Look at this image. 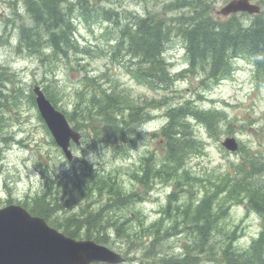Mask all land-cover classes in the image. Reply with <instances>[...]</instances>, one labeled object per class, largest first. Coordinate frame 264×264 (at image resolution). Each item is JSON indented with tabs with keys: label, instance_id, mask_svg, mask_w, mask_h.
<instances>
[{
	"label": "rangeland",
	"instance_id": "obj_1",
	"mask_svg": "<svg viewBox=\"0 0 264 264\" xmlns=\"http://www.w3.org/2000/svg\"><path fill=\"white\" fill-rule=\"evenodd\" d=\"M227 1L229 0H207V4L216 17L217 11ZM252 1L261 6L260 16L263 18L264 0ZM173 2L175 1L101 0L102 4L118 11L129 10L137 14L150 11L162 18L178 12L174 9ZM13 3V0H0V72H3L0 91L5 94L4 106L0 108V206L7 201L30 205L32 198L45 188L46 175H50L61 185L68 184L72 176L68 174L71 168L74 165L81 167L82 160H86L99 175H115L123 189L135 193L138 199L128 206L111 207L107 194L92 192L79 201V204L63 206L59 210L60 217L80 216L107 206V217L123 223V232L118 234L115 227H109L107 234L110 241L105 245L126 257L122 264H160V260L184 257L186 252L193 256L192 261L197 264H212L217 253L201 252L197 239L182 223L183 215L180 210L190 201L195 203L205 194V190L211 192L212 182L217 181L222 174L237 171L247 152L263 157L264 79L254 76L253 63L246 58L237 59L233 73L217 84L201 82L205 72L197 69L196 75L187 73L184 78L167 88L154 89L137 82L118 61L109 57L107 49L115 35L114 25L102 22L101 19L85 21L78 16L74 19L75 38L82 47L89 48L90 52L73 50L68 52V57L53 56L41 62L39 55L19 50L16 47L18 31L5 26L8 19H18L17 23L19 20L28 22L23 4H16L18 14L15 15L16 6L12 9ZM243 20L248 24L251 16H244ZM172 38L164 54L170 61L169 67L172 71L186 69L184 42L175 35ZM84 74L89 77H104L100 80L104 87L115 85L117 88L118 85L119 89L127 92L133 103L148 110L151 118L143 123L154 124L155 130L147 135L136 131L134 142L127 147V152L118 153L114 151L112 144L100 141L101 137L96 136V132L75 115L76 121L70 123L79 125L82 141L80 146L72 145L73 160L68 162L40 118L30 93L34 85H40L43 89L50 82L58 91L57 107L72 111L74 101L78 99L77 92L81 89L80 78ZM185 99L195 100L203 109L220 110V130L218 134L210 135L203 126L191 120L205 149L203 153L192 154L187 160L188 173L195 179H181L184 189L176 188L177 199L171 208L167 206L170 210L160 223L159 237L152 232L141 231L143 225L138 227L137 224L142 221L147 226L162 216L161 210L166 206L168 194L175 188V182L171 178L166 181L156 178L150 179L149 184L145 185L136 176L144 173L141 172L144 157L151 156L156 167L163 159V139L154 132L166 122V108ZM227 136H235L239 144L244 145L246 152H229L224 149L221 142ZM59 196L63 197V192ZM64 202L61 200L59 204L64 205ZM261 228L262 219L257 212L247 210L241 203H232L228 215L220 221L213 233L215 238L210 245L217 250L221 242H226V235L233 230L237 235L236 247L246 249ZM155 240L157 241L150 247L145 258L144 247L150 246Z\"/></svg>",
	"mask_w": 264,
	"mask_h": 264
},
{
	"label": "trees",
	"instance_id": "obj_2",
	"mask_svg": "<svg viewBox=\"0 0 264 264\" xmlns=\"http://www.w3.org/2000/svg\"><path fill=\"white\" fill-rule=\"evenodd\" d=\"M174 1L172 5L178 12L162 18L150 11L143 14L129 10L118 11L102 4L101 0H63V3L60 0H25L32 21L17 26V48L39 55L41 62L53 56L68 57V52L73 50L90 52L89 48L82 47L75 38L73 19L78 16L85 21L101 19L102 22L114 25L113 42L108 44L107 49L109 57L118 61L137 82L151 88H167L173 84V80L181 79L187 72L195 75L197 69L205 72L201 82L216 84L231 75L234 60L239 57L250 58L255 64L254 76L264 79V17L254 19L245 27L236 15L226 21L214 19L210 15L212 10L207 0ZM12 24L17 25L15 22ZM173 35L184 42L189 62L186 70L175 75L169 72V64L163 55ZM103 78L89 77L87 74L81 76V89L77 92L78 99L74 101L73 110L63 112L69 121H76L75 115L79 116L85 125L96 132V136L101 137L100 141L112 144L114 151L118 153H125L127 147L134 142L133 136L137 134V128L151 116L146 108L133 103L131 96L119 89L118 85L117 88L115 85L104 87L100 82ZM43 90L56 105L58 91L50 82L44 85ZM2 96L0 91V107L3 106ZM30 98L34 103L32 93ZM164 116L166 122L154 132L163 139V159L156 167L151 156L144 157L141 168L144 173L136 176L145 185L149 184L150 179L156 178L165 181L171 178L175 182V188L168 194L167 204L161 210L162 216L147 226L142 221L137 224L138 227L143 225L141 231H149L157 236L164 215L169 213L167 206H172L177 199L176 188L184 189L181 179H195L188 173L187 160L192 154L203 153L205 149L190 121L203 126L210 135H216L220 130L222 112L218 109L205 110L195 100L185 99L168 106ZM73 126L79 129V125ZM241 150L246 152L245 149ZM262 154L263 157L248 152L242 155L243 160L237 171L222 174L217 181L212 182L211 192L205 190V194L195 203L190 201L180 210L183 215L182 223L197 239L201 252L217 253L212 264H264V153ZM82 162L81 167L74 165L71 168L68 174L72 176L68 184L61 185L50 175H46L45 188L32 198L30 205H24L32 214L52 220L53 223L50 222L67 235L107 244L110 241L107 234L109 227H115L118 234L123 232V223L107 217V206L80 216L70 215L60 221L59 210L66 205L79 204V201L92 192L107 194L111 207L131 205L138 196L125 191L115 175H99L86 160ZM61 192L63 197L59 196ZM61 200L65 201L64 205L59 204ZM232 203H241L247 210L257 212L262 219L261 231L252 239L248 248L238 249L235 244L236 232L231 230L226 235V242H221L219 248L214 250L210 245L215 238L213 233L220 221L228 215ZM156 241L144 247L145 258ZM192 257L186 252L184 257L160 260V264H197L192 261Z\"/></svg>",
	"mask_w": 264,
	"mask_h": 264
},
{
	"label": "water",
	"instance_id": "obj_3",
	"mask_svg": "<svg viewBox=\"0 0 264 264\" xmlns=\"http://www.w3.org/2000/svg\"><path fill=\"white\" fill-rule=\"evenodd\" d=\"M239 11L257 13L259 6L249 0H230L220 10L224 15ZM33 92L40 116L55 143L71 161V141L79 145L81 134L70 126L65 115L52 105L39 86H35ZM222 144L232 151L238 148L235 137H226ZM123 261L119 252L91 239L67 236L21 205L0 208V264H120Z\"/></svg>",
	"mask_w": 264,
	"mask_h": 264
},
{
	"label": "clouds",
	"instance_id": "obj_4",
	"mask_svg": "<svg viewBox=\"0 0 264 264\" xmlns=\"http://www.w3.org/2000/svg\"><path fill=\"white\" fill-rule=\"evenodd\" d=\"M244 26L247 27V23H244ZM155 130V125L152 123H143L138 128L137 131L143 133L144 135L150 134Z\"/></svg>",
	"mask_w": 264,
	"mask_h": 264
},
{
	"label": "bare ground",
	"instance_id": "obj_5",
	"mask_svg": "<svg viewBox=\"0 0 264 264\" xmlns=\"http://www.w3.org/2000/svg\"><path fill=\"white\" fill-rule=\"evenodd\" d=\"M63 1V0H62ZM61 0H60V2H62ZM63 3V2H62ZM73 5H75V4H73ZM68 6V5H67ZM67 9V8H66ZM72 11V10H71ZM73 15H74V13H73ZM72 16V15H71ZM69 17V16H68ZM68 19H70V18H68ZM73 19V18H72ZM74 20V19H73ZM73 22V21H72ZM169 259V258H168ZM168 262V261H167Z\"/></svg>",
	"mask_w": 264,
	"mask_h": 264
}]
</instances>
